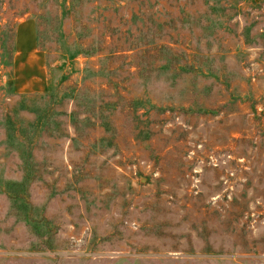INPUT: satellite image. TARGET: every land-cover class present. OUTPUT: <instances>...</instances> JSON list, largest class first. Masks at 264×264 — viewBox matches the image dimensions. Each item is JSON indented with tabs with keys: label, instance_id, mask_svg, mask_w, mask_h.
Wrapping results in <instances>:
<instances>
[{
	"label": "rangeland",
	"instance_id": "obj_1",
	"mask_svg": "<svg viewBox=\"0 0 264 264\" xmlns=\"http://www.w3.org/2000/svg\"><path fill=\"white\" fill-rule=\"evenodd\" d=\"M0 264H264V0H0Z\"/></svg>",
	"mask_w": 264,
	"mask_h": 264
},
{
	"label": "crops",
	"instance_id": "obj_2",
	"mask_svg": "<svg viewBox=\"0 0 264 264\" xmlns=\"http://www.w3.org/2000/svg\"><path fill=\"white\" fill-rule=\"evenodd\" d=\"M29 27V23L26 24ZM15 64L22 65V62L26 63L27 72L32 74L29 80L36 78L39 81L38 85L32 84L33 91H41L43 89L44 69L43 60L36 50V46L33 43L31 32L25 34L22 25H18L15 37ZM22 59L24 61H22ZM19 89V88H18Z\"/></svg>",
	"mask_w": 264,
	"mask_h": 264
}]
</instances>
